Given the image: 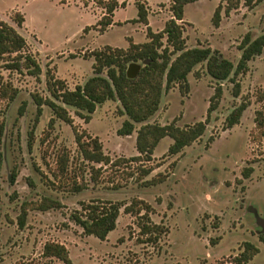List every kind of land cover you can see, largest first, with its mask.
<instances>
[{
    "label": "rangeland",
    "instance_id": "374dc122",
    "mask_svg": "<svg viewBox=\"0 0 264 264\" xmlns=\"http://www.w3.org/2000/svg\"><path fill=\"white\" fill-rule=\"evenodd\" d=\"M120 1L126 5L115 10L114 24L102 32L96 25L104 10L96 0H0V18L25 35L27 51L43 67L37 77L27 68H10V58H0V89L6 83L18 89L14 99L0 96V264H64L43 254L48 241L65 244L75 264H240L235 257L250 241L260 251L241 264H264V221L258 220L264 218V122L258 121L259 111L264 116V51L238 75L239 96L230 78L221 81L223 95L210 116L219 81L207 72V62L189 74L188 90L174 84L164 92L148 122L185 127L206 121L207 127L177 154L169 151L173 138H162L151 160H131L140 154L137 134L144 123L131 135H120L127 118L120 100L99 105L90 122L67 106L81 131L99 137L112 164L86 160L73 126L36 102L35 94L59 102L47 83L48 70L75 88L93 74V50L126 48L128 37L147 40V26L133 20L138 0ZM139 1L148 6L154 31L173 16V0ZM221 2H191L179 22L188 47L211 46L237 65L246 34L255 38L264 33V0L253 8L241 3L229 13L223 8L216 26L213 17ZM17 12L25 16L22 27L14 20ZM243 101L248 106L239 123L228 127V116ZM94 166L100 169L97 178ZM143 167L150 169L147 175ZM44 196L60 199L63 206L34 209L33 202ZM95 199L122 204L117 227L104 240L86 234L72 216L82 202ZM135 199L152 206L148 218L142 216L145 209L140 214L126 211ZM25 207L27 220L21 227ZM144 222L160 227L143 233Z\"/></svg>",
    "mask_w": 264,
    "mask_h": 264
},
{
    "label": "trees",
    "instance_id": "16d2710c",
    "mask_svg": "<svg viewBox=\"0 0 264 264\" xmlns=\"http://www.w3.org/2000/svg\"><path fill=\"white\" fill-rule=\"evenodd\" d=\"M199 0H173L171 10L173 16L167 20L165 27L160 31H154L149 22V9L142 1H136L138 7V17L133 19L147 25L148 40L135 42L129 38V46L118 47L107 45L104 48L92 51L94 58L93 74L89 76L85 84H77L75 88L67 86L65 79L56 77L48 70V85L56 101L51 97H42L35 94L36 102L42 106L47 104L54 115L73 126L75 139L80 147L83 157L92 163L112 164L115 161L105 153L103 143L98 136H92L86 130H80L74 123V117L67 106L75 108L78 116L86 122L93 118L97 107L108 100H120L122 103L121 112L127 115L122 126L118 129L120 135H131L137 124L144 123L137 134V149L139 155L133 156L131 160H141L145 156L151 160L155 148L166 136L173 138L169 151L172 154L181 152L186 146L191 145L199 139L206 131V121H198L192 125L180 127L175 123L159 124L148 122L159 110L164 92H168L174 84L180 85L183 92L190 87L189 74L199 63L207 62V72L219 84L216 92L211 97L208 109V116L218 107L219 100L223 95V85L221 81L230 78L235 83L234 94L239 96L241 84L237 81L240 73L248 69V63L254 57L264 51V33L253 37L247 33L244 37L240 49L242 56L237 65L224 57L218 49L211 46L188 47L184 37V26L179 22L184 20L185 6L191 2ZM263 0H222L217 6L213 21L219 26L222 19V9L226 13L239 8L241 3L253 8ZM98 6L104 12L98 20L96 28L105 31L114 23V13L119 7H124L126 1L120 0H96ZM226 2V5L223 4ZM15 22L22 27L25 16L17 12L14 17ZM88 28V27H87ZM28 39L15 26L0 18V58L11 59L8 63L10 68L22 69L39 77L43 73L40 61L28 50ZM11 56V57H10ZM143 61L144 64L136 77H129L127 69L130 63ZM233 77H231V75ZM18 89L6 83L1 86L0 96L2 98L14 99ZM247 101L238 105L227 118V126L232 127L239 123L240 118L247 108ZM41 108V107H40ZM262 111L258 112V121L264 122ZM2 159L0 155V170ZM96 167L94 166L93 169ZM143 174L150 172L148 168H142ZM96 178L100 174V169H95ZM252 168L246 169L244 174L248 177ZM60 199L52 196H44L41 200L33 202V208L46 211L52 208L62 207ZM122 204L112 200H92L82 202L81 209L73 213V219L80 225L88 235H94L100 239H106L109 233L117 227ZM126 211L140 214L146 210L142 216L148 218L147 212L152 210V206L143 199H135L126 206ZM28 209L25 207L19 216V225H26ZM160 227L147 222L142 223V232L149 233ZM264 242V233L260 236ZM260 248L254 243L245 242L243 251L237 255L236 260L247 263L254 258ZM43 254L47 257H56L64 264H75L71 258L68 247L60 242L48 241L44 245Z\"/></svg>",
    "mask_w": 264,
    "mask_h": 264
},
{
    "label": "water",
    "instance_id": "95a60500",
    "mask_svg": "<svg viewBox=\"0 0 264 264\" xmlns=\"http://www.w3.org/2000/svg\"><path fill=\"white\" fill-rule=\"evenodd\" d=\"M142 68V65L138 62H132L129 64L128 69H127V75L129 77H136Z\"/></svg>",
    "mask_w": 264,
    "mask_h": 264
},
{
    "label": "crops",
    "instance_id": "0c3cea01",
    "mask_svg": "<svg viewBox=\"0 0 264 264\" xmlns=\"http://www.w3.org/2000/svg\"><path fill=\"white\" fill-rule=\"evenodd\" d=\"M147 7H148V6H147ZM148 9H149V8H148ZM149 15H150V12H149ZM148 17H149V16H148ZM149 22H150V26H151V19H150V18H149ZM113 24H114V23H113ZM113 24H112V25H113ZM112 25H110V26H112ZM110 26H109V27H110ZM146 26H147V25H146ZM109 27H108V28H109ZM151 27H152V26H151ZM108 28H107V29H108ZM102 32H103V31H102ZM129 38H133V37H128V39H129ZM147 40H148V37H147ZM147 40H146V41H147ZM64 79H65V78H64Z\"/></svg>",
    "mask_w": 264,
    "mask_h": 264
},
{
    "label": "flooded vegetation",
    "instance_id": "af4514ba",
    "mask_svg": "<svg viewBox=\"0 0 264 264\" xmlns=\"http://www.w3.org/2000/svg\"><path fill=\"white\" fill-rule=\"evenodd\" d=\"M258 220L261 222V223H263V221H264V218H262V217H258Z\"/></svg>",
    "mask_w": 264,
    "mask_h": 264
}]
</instances>
